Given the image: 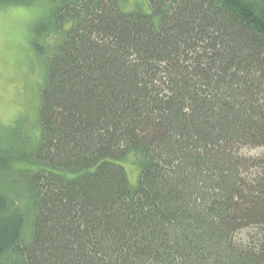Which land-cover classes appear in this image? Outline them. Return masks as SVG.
I'll return each mask as SVG.
<instances>
[{
    "label": "trees",
    "instance_id": "16d2710c",
    "mask_svg": "<svg viewBox=\"0 0 264 264\" xmlns=\"http://www.w3.org/2000/svg\"><path fill=\"white\" fill-rule=\"evenodd\" d=\"M47 1L40 130L0 125V264H264V0Z\"/></svg>",
    "mask_w": 264,
    "mask_h": 264
},
{
    "label": "rangeland",
    "instance_id": "374dc122",
    "mask_svg": "<svg viewBox=\"0 0 264 264\" xmlns=\"http://www.w3.org/2000/svg\"><path fill=\"white\" fill-rule=\"evenodd\" d=\"M47 2L0 5V125L28 124L33 136L40 130L37 105L45 72L31 37L35 22L45 17ZM119 7L123 11H150L146 0H119ZM121 164L134 184L137 167L130 160Z\"/></svg>",
    "mask_w": 264,
    "mask_h": 264
}]
</instances>
